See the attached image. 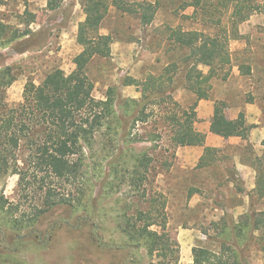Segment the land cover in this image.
<instances>
[{"label":"rangeland","instance_id":"rangeland-1","mask_svg":"<svg viewBox=\"0 0 264 264\" xmlns=\"http://www.w3.org/2000/svg\"><path fill=\"white\" fill-rule=\"evenodd\" d=\"M159 3L155 20L147 27L141 26L136 18L122 15L111 8L101 34H113L116 43L112 46L109 57L94 60L87 72L97 100H106L110 93H115L116 98L113 97L116 103L139 101L141 93L135 86H124L126 79L145 82L152 76L162 75L169 65L180 62L188 52L173 49L167 42L169 28L215 35L212 24L199 19H186L193 15V9L183 11L179 4L166 0H160ZM84 18L80 0H63L57 11L48 9V0H0V22L13 30L29 34L12 45L0 48V69L10 68L16 79L6 91V100L10 106L23 101L27 83L39 85L56 69L66 75L75 70L73 60L82 50L76 40L78 25ZM221 20L220 28L226 29V16H221ZM241 36L242 39L229 44L231 67L228 78L223 80L225 69L211 82L210 100L201 107V111H198L200 103L195 105V96L185 90L184 82L180 79L182 75H178L172 86V98L161 106L149 105L148 123L133 125L132 140L143 139V142L133 145L135 149L128 152L120 168L132 169L136 158L145 156L147 162L150 161L148 169L139 168V178H146L144 184L140 188L123 185L116 180L115 173L111 177V185H104L110 171L107 164L120 143L116 135L103 129L95 145V157L87 159V164H93L88 169V175L94 182L84 204L87 211L80 209L69 217L67 207H57L43 216L37 229H34L41 233V238H36L35 232L32 237L23 239L17 256L18 262L162 264L160 254L151 258L144 248L134 253L131 260L127 259L126 239L120 234L118 225L123 211L132 216L140 206L143 210H157L165 203L166 233L171 246L179 252L178 264H189L193 262L195 248L220 252L219 242L224 239L223 233V236L226 234L223 225L230 227L233 221L238 222L250 212V207L257 212H264V198L254 193L250 199L246 196L250 191L245 189V184L250 179L256 183V189L258 181L259 185L264 184V17L253 16L244 25ZM201 70L208 73V68ZM217 103L223 104V109L231 120L244 114L246 123L251 128L248 141L238 139L229 143L228 140L220 139V142L211 143L219 147L213 154L209 167L194 170L182 168L178 154L183 152L186 155L190 146H179L174 141L175 131L168 118L174 115L180 118L183 112H189L195 105L196 121L200 123L202 119L199 120L198 117L206 119L210 108L214 112ZM116 112L122 114V108L117 106ZM112 129L114 132L115 128ZM204 147L206 148V144ZM197 150L202 148L198 147ZM27 155L22 150L19 160L22 162ZM257 160L261 162H256ZM239 161L248 167L251 164L258 166V172L249 167L255 176L248 175L247 182L234 174ZM120 176L124 175L119 174L118 177ZM49 182L46 180L45 186L33 183L24 189L19 185V176H10L0 181V202L7 204L6 209L17 208L15 218H32L47 196L49 187L46 184ZM52 186L57 194H73L76 197L79 194L74 185L53 183ZM241 188L243 193L239 191ZM152 202H155L154 205H151ZM5 217L0 213V228L4 226ZM52 227L56 228V232L49 237L46 233ZM152 230L162 232L158 227H153ZM4 232L0 230V252L9 247L10 236ZM96 234L102 236L99 242L95 239ZM254 236L257 238L259 233ZM244 257L247 264H264V252L256 241L248 247Z\"/></svg>","mask_w":264,"mask_h":264},{"label":"trees","instance_id":"trees-1","mask_svg":"<svg viewBox=\"0 0 264 264\" xmlns=\"http://www.w3.org/2000/svg\"><path fill=\"white\" fill-rule=\"evenodd\" d=\"M166 1L179 4L183 11L193 9V15L186 19H199L212 24L215 35L169 28L167 42L173 49L185 50L188 54L180 62L169 65L158 77L152 76L145 82L126 79L124 86H135L141 93L139 101L127 100L118 102L120 104L118 105L113 97L116 98L115 93H110L106 100H97L93 95L94 86L87 72L94 60L109 57L111 47L115 43L113 34H101L103 23L109 16L111 8H115L122 15L136 18L141 26L147 27L155 20L160 6L159 0L155 3L130 0H80L85 20L78 25L76 40L82 50L73 60L75 70L66 75L60 69H56L39 85L27 83L23 101L16 106H10L6 100V91L15 82V76L10 68L0 69V181L10 176H19V185L24 189L33 183L45 186L46 180L50 181L46 184V187H49L47 196L32 218L26 219L23 216L17 219L15 218L17 208L6 209L7 204L0 202V213L6 216L4 226H1L0 230H4L10 236L8 250L0 252L1 264H22L18 262L16 251L21 247L23 239L32 237L35 232V237L40 239L41 233L34 229H37L43 216L55 208L67 207L69 217L80 209L87 211L84 204L89 197L91 185L94 184L88 175V169L92 168L93 164H87V159L95 157L93 152L103 129L116 135L120 143L107 164L110 171L104 185L110 186L111 177L117 173L116 180L123 185L140 188L146 178H139L141 175L139 168L148 169L150 161L147 162L144 156L136 158L132 169L120 168L128 152L135 149L133 145L143 142V139L132 140L133 125L148 123L149 105L161 106L167 99L172 98L174 93L172 86L178 75H182L180 79L184 82L185 90L195 96V105L200 101H209L211 82L225 69L223 80L230 74L229 44L231 41L242 39L239 27L255 15L264 16V0ZM62 3L63 0H48V9L57 11ZM223 15L226 16V29L220 28ZM28 35L27 32L13 30L0 22V48L12 45ZM201 68H208V73L205 74ZM195 105L189 112H183L180 118L177 115L168 118L175 131L174 141L179 146L205 145V135L194 128ZM117 106L122 108V114L116 112ZM250 130L243 113L236 120H231L227 117L223 104L215 105L210 127L213 135L225 140L238 138L247 142ZM110 141L115 142L114 139ZM22 150L28 155L21 162L19 158ZM216 151L213 148H205L197 169L209 167ZM249 167L258 172V166L251 164ZM119 174L124 176L118 177ZM234 174L239 177V173ZM53 183L74 185L79 194L77 197L73 194L67 196L57 194L56 189L52 188ZM239 191L244 192L242 188ZM254 193L264 198V184L259 185L258 181L257 189L246 196L251 199ZM143 197L145 199L146 194ZM92 207L95 208L94 205ZM165 209L166 204L163 203L157 210L155 208L143 210L140 206L135 209L132 216H128L126 211L122 212L118 229L126 239L125 246L129 256L127 259L131 260L134 253L144 248L151 258L160 254L162 264L179 263V252L171 246V240L166 233ZM153 227L160 228L162 232L153 231ZM223 229L226 234L223 236V233L224 239L219 242L220 252L202 247L195 248L192 264H247L244 253L255 241L264 252V212H257L250 207L248 214L242 216L238 222L233 221L230 227L227 224L223 225ZM55 232L56 228L52 227L46 234L52 236ZM255 233H259L257 238H254ZM96 235L95 239L98 242L102 240V236Z\"/></svg>","mask_w":264,"mask_h":264},{"label":"crops","instance_id":"crops-1","mask_svg":"<svg viewBox=\"0 0 264 264\" xmlns=\"http://www.w3.org/2000/svg\"><path fill=\"white\" fill-rule=\"evenodd\" d=\"M260 16H263V15H260ZM84 20H85V18L82 19L80 21V23L84 22ZM247 23L248 22L242 24L239 27L240 35H242L243 27ZM102 35H109V34H102ZM115 43H116V40H115ZM111 49H112V47H111ZM199 103L200 104L198 107L199 108L198 111H201V107L203 105H206V103H208V101H200ZM196 113H197V111H196ZM199 115H200V113H199ZM213 115H214V112H212V109L210 108V110L208 111V115H207L206 119H203L202 116H199L198 119L199 120L202 119V121L200 123L196 121L194 124V128L197 132L205 135V137H206V140H205L206 148L212 147L213 149L217 150V147H219V146L218 145H211V143L220 142V139H223V138L215 136L210 132L211 121H212ZM236 119L237 118L232 119V120H236ZM234 140H238V138H230L228 141H229V143H233ZM197 148L198 147H190L188 152L185 153L186 155H184L183 152L178 154L179 161H180L179 165H181L182 168H190L191 170H194L197 168L198 163L204 154V148L205 147H200V148H202V150H197ZM236 170L239 173V176L241 177L242 181L247 182V180H248L247 176L248 175L255 176L254 171L250 170V168L248 166L240 163V161H239L238 165L236 166ZM253 180H255V178ZM255 182H256V180H255ZM245 189H247L250 192H254L256 190V183L251 182V179H250V182L245 184ZM189 264H192V262H190Z\"/></svg>","mask_w":264,"mask_h":264},{"label":"flooded vegetation","instance_id":"flooded-vegetation-1","mask_svg":"<svg viewBox=\"0 0 264 264\" xmlns=\"http://www.w3.org/2000/svg\"><path fill=\"white\" fill-rule=\"evenodd\" d=\"M4 242V241H3ZM5 244H6V242H4ZM11 244V246H12V243H10ZM8 250V249H7ZM21 250V247L19 248V250H17L16 252H17V254H19V251Z\"/></svg>","mask_w":264,"mask_h":264}]
</instances>
